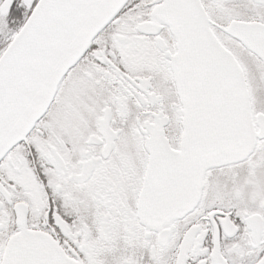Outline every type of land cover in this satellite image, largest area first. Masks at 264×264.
Instances as JSON below:
<instances>
[{
	"label": "snow or ice",
	"instance_id": "snow-or-ice-1",
	"mask_svg": "<svg viewBox=\"0 0 264 264\" xmlns=\"http://www.w3.org/2000/svg\"><path fill=\"white\" fill-rule=\"evenodd\" d=\"M0 264H264V0H0Z\"/></svg>",
	"mask_w": 264,
	"mask_h": 264
}]
</instances>
